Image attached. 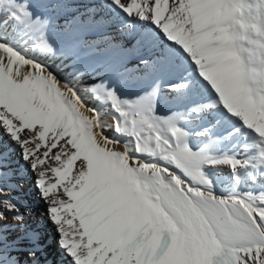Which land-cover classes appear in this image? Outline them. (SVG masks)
<instances>
[{
  "label": "bare ground",
  "instance_id": "bare-ground-1",
  "mask_svg": "<svg viewBox=\"0 0 264 264\" xmlns=\"http://www.w3.org/2000/svg\"><path fill=\"white\" fill-rule=\"evenodd\" d=\"M246 12L241 57L226 0H26L54 83L38 104L0 68V264H264L241 178L264 180V0Z\"/></svg>",
  "mask_w": 264,
  "mask_h": 264
},
{
  "label": "rangeland",
  "instance_id": "rangeland-1",
  "mask_svg": "<svg viewBox=\"0 0 264 264\" xmlns=\"http://www.w3.org/2000/svg\"><path fill=\"white\" fill-rule=\"evenodd\" d=\"M226 1L233 13L230 19V32L234 36H236V49L238 54L242 57L244 48L239 37V20H241L243 31H247L250 23L252 22L248 13L246 12V8L248 9L250 7V0ZM19 2L18 0H0V28H7L12 32H19V40L11 39L5 41L0 37V68L5 70L9 74L15 75L16 77L18 76L21 85H25L27 87L30 97L36 103L40 104L47 97V91L49 90V86H51V83L54 82H52L51 75L48 72H43L44 66L40 61L29 58L30 56L28 49H37V46L40 43L41 39H43L45 36V32L42 29L39 30L40 32L37 33V35L32 34L33 31L29 28L28 23L23 18V15L26 11V0H19ZM128 23L130 24V21H128ZM36 32H38V30ZM29 61L31 62V65L26 67L27 62ZM24 71L27 72L24 73ZM23 75L25 78L23 77ZM106 91L110 99L116 98L118 92H111L108 89H106ZM128 117V114L124 113V119ZM151 120L153 121V125L152 129H150L148 133H142V128L139 127L140 121H138V124L133 126V131L139 134L140 139H137V144L140 147H143L144 151L150 150L155 152L157 150V147L161 145L162 142L159 141L156 145H153L151 144V138H153L154 134L160 135L162 131H160L159 129L162 130V128L158 126V129V124H156V121L154 119ZM133 169L134 170L132 171V173L137 176L141 181L151 182L152 180H154L152 170H154L155 168L152 163L141 162L138 166L134 167ZM241 178L244 181V187L246 189H254L255 184H257L258 186H264V180H262L260 177H256L253 180L246 176H243ZM194 232L195 231L192 229V232L190 233L191 242L193 240L192 243H194L193 245L191 244L192 248L195 247V237L192 236ZM210 258V256L206 257L207 264L212 259Z\"/></svg>",
  "mask_w": 264,
  "mask_h": 264
}]
</instances>
